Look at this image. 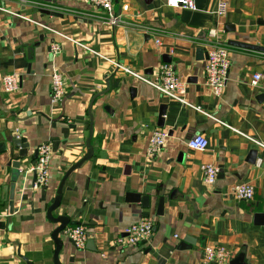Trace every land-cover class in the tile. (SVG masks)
<instances>
[{
    "label": "crops",
    "instance_id": "0c3cea01",
    "mask_svg": "<svg viewBox=\"0 0 264 264\" xmlns=\"http://www.w3.org/2000/svg\"><path fill=\"white\" fill-rule=\"evenodd\" d=\"M217 1L194 0L195 10H188L169 8L165 0H113V14L130 24L114 27L87 0L48 2L61 12L4 4L44 27L0 13V264H53L51 234L59 224L47 210L67 171L87 155L88 139L91 157L66 177L52 216H66L68 228L82 226L89 238L83 249L65 243L61 264H201L209 245L229 249L232 259L243 256L244 264H264V224L255 219L264 213V150L220 124L264 145V0H226L223 17L214 14ZM214 43L230 52L220 96L203 76ZM52 44L61 48L53 57ZM98 54L148 77L170 64L186 100L201 111L121 74ZM54 69L65 80L59 105L50 100ZM13 73L19 89L6 95L1 78ZM255 73L262 79L251 86ZM156 130L168 137L147 157ZM197 134L208 141L204 152L187 146ZM16 140L28 146L25 157ZM43 143L52 148L49 182L32 191L33 174L25 171ZM203 165L218 169L211 187L203 183ZM240 184L254 187L252 201L231 196ZM144 219L154 225L147 241L113 246Z\"/></svg>",
    "mask_w": 264,
    "mask_h": 264
},
{
    "label": "built area",
    "instance_id": "2783aa9c",
    "mask_svg": "<svg viewBox=\"0 0 264 264\" xmlns=\"http://www.w3.org/2000/svg\"><path fill=\"white\" fill-rule=\"evenodd\" d=\"M89 4L97 11L99 18L106 20L110 26H122L130 25L128 21L121 15H115L112 12L113 0H87ZM8 2H17L22 6H33L37 9H44L54 12H61L63 9L57 6H53L48 2L40 0H0V13H3L9 17L19 18L32 22L36 25H40L38 22L20 14L16 11L5 8L4 4ZM167 7L176 9L183 8L188 10H195L194 0H165ZM122 12L128 11V6L121 7ZM228 11V2L226 0H218L214 8V14L218 17H223ZM44 27V26H41ZM139 30L145 34L153 33V29L149 26H139ZM49 31L61 35L55 30L49 29ZM215 35L214 30H210L208 37L211 38ZM66 38L65 36L61 35ZM70 42L75 43L81 48L90 50L86 46H83L75 40ZM158 44V41H156ZM59 44H52L50 47V54L52 57L60 52ZM91 51V50H90ZM99 55V54H98ZM99 57L108 63L112 64L118 72L129 76L136 82H140L148 85L160 95L165 98L176 101L183 106L194 108L197 111H201L200 108L193 106L185 98V86L179 81L178 74L170 64H161L156 72L152 76L148 77L142 72L132 70L128 67L121 65L120 63L110 60L102 55ZM230 67V52L224 45L214 43L210 46V50L207 52V58L203 70L204 84L209 87L214 96H220L226 86L228 80V72ZM262 79L261 73H255L252 75L250 85L256 86ZM1 88L6 95H11L19 89L18 77L16 74H6L1 78ZM65 96V80L58 69H54L50 74V100L53 105H59ZM224 127L231 129L233 132L247 138L250 142L254 143L257 147L264 150V145L257 140L244 136L237 130L230 128L226 124L220 123ZM168 134L164 130H156L151 133L147 144V157H152L159 153L167 140ZM189 149L197 152H204L207 150L208 141L201 135L197 134L191 137L187 143ZM52 156V148L49 143H43L36 148V158L31 166L25 171V173L33 174V182L31 184V190L37 191L47 186L49 182V162ZM203 183L207 187L214 185L217 176L218 169L212 165H203L201 167ZM231 196L242 202H250L254 198L255 190L250 184L236 185L231 189ZM153 222L149 219L141 220L140 222L129 226L125 230V236L117 237L113 240L112 244L115 248L123 250L127 246H135L139 243L147 241L153 231ZM63 235L73 242L76 249H83L89 235L82 226H75L65 228ZM232 260V254L229 249L221 246H206L201 250V264H229Z\"/></svg>",
    "mask_w": 264,
    "mask_h": 264
},
{
    "label": "water",
    "instance_id": "95a60500",
    "mask_svg": "<svg viewBox=\"0 0 264 264\" xmlns=\"http://www.w3.org/2000/svg\"><path fill=\"white\" fill-rule=\"evenodd\" d=\"M40 1H45V2H52V0H40ZM44 14H51L53 16H59L53 12H49V11H44L43 12ZM232 43L233 45H245V44H238L236 42H230ZM247 47H252V46H248L246 45ZM200 54V52H199ZM91 123V122H90ZM92 133V127H90V135ZM14 145L15 146H18L20 148V151H19V156L20 157H25L27 155V148L28 146L22 142V140H16L14 142ZM86 145H87V148H88V151H87V155L84 156L79 162H77L76 164H74L73 166H71V168L67 171V173L65 174L64 178L62 179L60 185H59V188L57 190V197L55 198L54 200V203L50 206V208L47 210V218L53 222L54 224H59V226H57V228L52 232L51 234V237H52V240L55 244V250H54V254H53V264H61V261H60V258H59V255L61 252L64 251V248H65V243H67L69 246L71 247H74V244L72 241L70 240H67L65 241V239H63V230L69 225V219L66 217V216H59V217H56L54 218L52 216V212L59 206L60 204V197H61V190H62V187H63V183L66 179V177L73 171L75 170L76 168H78L84 161L88 160L90 157H91V154H92V149L90 147V144H89V139L87 140L86 142ZM35 158H36V154H35ZM12 166L14 168H19V163L15 162L14 164H12ZM147 198H144L142 201L143 203V206L147 207ZM159 209H161V205L159 206ZM255 219L257 220V224L259 225H263L264 224V213H259V214H256L255 215ZM27 261V260H26ZM229 264H244L243 263V256H239L235 259H232Z\"/></svg>",
    "mask_w": 264,
    "mask_h": 264
}]
</instances>
